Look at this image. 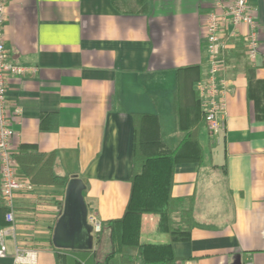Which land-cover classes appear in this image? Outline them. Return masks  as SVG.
I'll use <instances>...</instances> for the list:
<instances>
[{"label":"crops","instance_id":"obj_1","mask_svg":"<svg viewBox=\"0 0 264 264\" xmlns=\"http://www.w3.org/2000/svg\"><path fill=\"white\" fill-rule=\"evenodd\" d=\"M218 1L228 0H7L9 60L33 67L7 77L13 149L28 143L45 158L54 153L59 176L84 182L88 214L103 224L123 216L140 116H157L171 149L203 117L199 73L179 69L196 65L205 75L204 21ZM252 12L255 63L245 54L244 23L228 39L226 128L213 139L205 124L202 159L174 168L172 193L194 198L199 222L190 240L175 243L180 264H264V0H252ZM33 184L16 193L10 224L0 179V264H73L81 253L54 244L68 184ZM104 235L110 241L107 226L93 234L94 250ZM124 241L170 243L168 216L127 214ZM18 248L33 259L17 260Z\"/></svg>","mask_w":264,"mask_h":264},{"label":"trees","instance_id":"obj_2","mask_svg":"<svg viewBox=\"0 0 264 264\" xmlns=\"http://www.w3.org/2000/svg\"><path fill=\"white\" fill-rule=\"evenodd\" d=\"M146 8L144 3L143 10ZM179 72L189 74L197 71L198 81L204 77L199 66H185ZM197 90V89H196ZM198 92V90H197ZM197 104L201 107L198 92ZM203 117L197 126L188 128L187 135L174 149L169 148L159 132L157 116L143 114L135 130L133 145V174L130 177L131 192L125 213L119 218L106 221L109 228L111 252L101 259L98 250L70 249L73 264H111L116 256L122 264H180L182 259L175 253V243L188 241L192 229L199 225L193 215V197L174 196V168L179 162L201 160L203 157L199 134L206 119ZM182 116V110H181ZM181 127L186 128L181 117ZM19 162L18 173L22 179L31 178L34 183L68 184L69 175L59 176L54 169L55 154L45 158L33 144L24 143L16 153ZM86 188V187H85ZM85 189L83 190V194ZM156 213L168 216L171 242L163 244H129L124 241L125 218L129 213ZM58 249V248H57ZM76 253V254H77Z\"/></svg>","mask_w":264,"mask_h":264},{"label":"built area","instance_id":"obj_3","mask_svg":"<svg viewBox=\"0 0 264 264\" xmlns=\"http://www.w3.org/2000/svg\"><path fill=\"white\" fill-rule=\"evenodd\" d=\"M7 8V0H0V179L2 200L7 208L6 219L13 224L16 193L21 190L30 191L34 188V184L31 178L22 179L18 173L17 152L12 147L17 132L12 127V112L6 97L7 77L10 74L25 73L33 67L9 60L5 41ZM242 23L247 26L244 37L245 54L251 63H255L259 55V37L257 22L252 12V0L218 1L214 9L205 17L208 68L196 87L207 127L213 139H217L221 131L226 128V94L230 90L231 81L225 74L226 49L228 39L238 34L237 27ZM88 222L93 227V234L102 232L103 222L95 213L88 214ZM4 250L3 245L0 252ZM31 253L29 250L18 248L17 260L28 262L33 259Z\"/></svg>","mask_w":264,"mask_h":264},{"label":"water","instance_id":"obj_4","mask_svg":"<svg viewBox=\"0 0 264 264\" xmlns=\"http://www.w3.org/2000/svg\"><path fill=\"white\" fill-rule=\"evenodd\" d=\"M84 182L72 177L66 188L64 211L54 235L57 247L73 249L93 248V227L88 222V210L83 196Z\"/></svg>","mask_w":264,"mask_h":264},{"label":"rangeland","instance_id":"obj_5","mask_svg":"<svg viewBox=\"0 0 264 264\" xmlns=\"http://www.w3.org/2000/svg\"><path fill=\"white\" fill-rule=\"evenodd\" d=\"M104 229V226H103ZM103 231V230H102ZM108 245L110 246V241L109 239L104 235L103 240H102V245L100 250L98 251L99 256L101 259H104L106 255H108L111 252V246L108 248Z\"/></svg>","mask_w":264,"mask_h":264}]
</instances>
